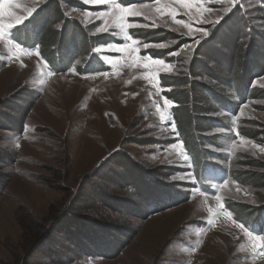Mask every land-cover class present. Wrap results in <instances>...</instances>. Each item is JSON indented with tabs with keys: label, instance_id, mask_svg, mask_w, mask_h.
<instances>
[{
	"label": "rangeland",
	"instance_id": "1",
	"mask_svg": "<svg viewBox=\"0 0 264 264\" xmlns=\"http://www.w3.org/2000/svg\"><path fill=\"white\" fill-rule=\"evenodd\" d=\"M136 1V5H156V0ZM11 2L21 4L20 8L12 9L21 17L27 16V9H37L36 14L47 11L52 2L57 4L62 17L52 20L50 30L65 33V28H69L66 24L78 23L87 36L96 37L95 50L99 49L97 52L108 62V70L82 75L79 71L83 60L77 59L72 62L71 71L54 73L38 49L20 45L17 51L18 42L7 44L0 39V99L33 92V102L23 122L24 131L0 129V264H264V249L253 250L250 238L237 227L240 223L234 217L238 214L235 209L241 206L254 222H259L260 211L264 213V151H261L264 98L248 99L237 113L222 111L223 116L230 115L229 137L225 138L226 142L212 140L203 146L213 153L211 157L222 154L221 158L214 156L212 162L232 172V178L215 181L224 172L219 168L209 179L205 178L215 192L205 193L196 187L197 179L176 127L174 107H165L170 88L162 86L160 81V76L166 74L194 78L191 76L194 62L203 59L201 55L208 53L211 45L219 47L220 44L212 42L232 35V30L240 33L243 28L245 54L254 55L257 51L254 46L264 42V0H198L202 9L194 7L190 16L183 15L185 9L176 0H161V4L171 5L181 13L177 20L189 23L194 29L208 30V42L202 41L198 46L195 40L200 39L199 33L195 38L189 37L186 35L189 29L175 23L169 15L154 13L151 19L129 18L134 25L129 35L141 49L138 55L133 54L137 56L135 61L133 56L108 47L130 43L124 40L120 30L98 34L100 28L106 27L103 18H99L109 10L106 4L91 0ZM226 9L230 11L226 13ZM234 16L237 20L232 21ZM218 18L223 19L216 26L214 22ZM2 19L5 23L15 22L7 16ZM44 28L47 29L40 18L22 27L32 36ZM214 28L217 30L212 35ZM63 37L61 42L65 41ZM254 38L259 41H252ZM89 49L84 56H88ZM153 51L166 54L160 57ZM146 56L163 59L171 66V72L164 73L160 65L145 68V63L150 64ZM209 61L213 67L219 66ZM157 71L161 73L156 77L159 83H154L149 74ZM48 72L52 74L47 75ZM214 72L223 71L217 67ZM200 79L222 96L232 94V88L219 85V81L208 80L206 76ZM163 82L171 84L165 77ZM253 86L264 93V74L256 77ZM171 87L175 86L171 84ZM1 111L11 114L5 108ZM161 111L166 120L160 119ZM224 133V129L212 128L207 134L214 137ZM181 152L187 156L186 160ZM117 154L134 157L143 174L162 173L148 175L149 180L159 184L157 189L170 187L184 193L188 201H180L147 219L106 206L91 192L90 182L99 184L102 194L115 202H136L134 188L114 182L119 178L110 170L120 172L115 161ZM240 170L257 175V180L241 184L233 173ZM155 190L150 188V193L155 194ZM217 196L221 199L217 200ZM163 199L149 201L147 206H159ZM220 204L224 205L223 209H219ZM228 204H233L235 212L228 209ZM140 210L146 213L142 207ZM69 219L83 220L85 226H95L94 222H98L107 227L136 229L137 233L115 258L80 257L69 252L71 246L66 234L82 236L79 229L70 227L73 220ZM100 225L99 231L105 229ZM103 233L106 232L103 230L99 235ZM124 239L119 234L109 247L114 251ZM52 242L57 244L55 251H61L58 257L45 255L46 249L53 247Z\"/></svg>",
	"mask_w": 264,
	"mask_h": 264
},
{
	"label": "trees",
	"instance_id": "2",
	"mask_svg": "<svg viewBox=\"0 0 264 264\" xmlns=\"http://www.w3.org/2000/svg\"><path fill=\"white\" fill-rule=\"evenodd\" d=\"M151 1L154 0H143L142 2ZM119 2L125 3V0H119ZM127 4H137V1L127 0ZM43 13L46 16H43ZM61 17L62 13L57 4L52 2L47 11L40 10L28 20L38 21L40 18L47 29L44 28L41 33L32 36V33L28 32L26 29L18 27L12 30L11 36L23 47L36 48L42 52L49 68L54 73L70 71L74 60L77 59L83 60L80 64L81 72L78 70L82 75L99 73L108 70L99 56L93 52V49L98 46L97 44H94L96 37L87 36L77 22V24L74 22H72L71 25L66 24L65 27L69 28H65V33H55L50 30L52 20H59ZM236 17L237 16H234L232 21L233 19L237 20ZM237 26L240 29L242 28L240 25ZM242 31L243 28L241 32ZM231 32L232 35H225V39L217 38V40H214L212 43H218L220 46L215 47L210 44V50H206L209 54L204 52L201 55L203 59L194 62L195 66L192 68L191 76L194 75L195 79L181 74H166L162 77L160 76L161 85L170 88V92L167 93V98L176 104L173 108V113L174 118L176 119V127L179 129L180 138L184 143L186 150L192 155L193 159H195L196 172L201 176L206 175L205 170L211 167L210 162L213 161L212 158L214 156L218 158L223 157L222 154L217 153L211 157V154L213 153H210L207 148L203 146L206 142L208 143L212 140L217 143L226 142L225 138L229 137L232 124L230 115L223 116L221 114L222 111L229 110L230 113H237L239 106L247 102L248 99L253 97L264 98L263 91L258 90L253 86L256 77H260L264 74V53L260 51V49L264 50V42L260 45L254 46L257 47V51H255L254 55L246 56L245 53L247 50L242 42L241 32L238 33V31L235 32L234 30ZM62 37L66 42H68L67 44L65 41L61 42ZM254 39H252V41H259V39ZM76 43H78V46H76ZM88 47L90 48L88 56H84ZM150 53L152 54V52ZM153 53L160 57H163L166 54L157 51H153ZM209 60L219 63V66L217 67L223 72H214L217 67H213ZM201 76H206V79L208 80L211 78L212 80L214 79L219 81V85H222L225 88H232V94L229 93V95L224 96L218 94L215 88L207 85L208 82L201 81L203 79L199 80V77ZM164 77L168 79L169 83L175 86L174 89L171 87V84L166 85L163 82ZM32 94L33 92L25 91L17 97L0 99V129L10 131L15 130L20 133L21 131H24L23 122L25 121L24 118L27 113L30 111L31 103L33 102ZM235 98H237V100ZM3 108L8 109L11 114L3 113L1 111ZM186 118L188 119L187 121ZM212 128L224 129L226 133L214 137L209 136L207 133ZM227 130L230 132H227ZM118 155L119 154L116 156ZM133 158L130 154H120L116 157L117 160H115L117 162L116 165L120 167V172L116 170L110 171L114 173L113 175L115 177L119 178L118 180H114V182L119 184V186H129L135 189L134 194L136 196V202H115L114 199L102 194V191L98 186L99 184L90 182L89 189L92 190L91 192L95 193L103 204L110 206L113 209L119 208L126 213L131 211L133 215H138L142 219H147L153 213L169 209L172 205H175L180 201H188V197H186L184 193L176 191V189H170V187L162 188L161 186L157 189L156 187H158L159 184L150 181L149 176H151V174L159 176L162 175V173L158 174L151 171V173L148 174L149 176L146 175L147 173L143 174L141 169L137 167L136 162L133 161L135 158ZM256 163L258 162H255V164ZM233 173L243 185L249 183L250 181L257 180V175H255V177L252 176V173H243L242 170L238 172L234 171ZM145 186L146 190L143 192L142 188ZM150 188L156 189L155 194L150 193ZM160 188H162V191H160ZM159 197L165 198L163 199L164 201L161 205L156 207L147 206L149 205V201L152 202L154 199ZM228 206L234 212L236 210L238 213L237 218L245 222L249 227L256 228L257 230L264 232V213H261L260 211V220L258 219L259 222H254L248 217V212L245 207L241 206L234 210L233 204H228ZM141 207L142 210H146V213L141 212ZM69 220H73V222H70V227L74 226L77 230L79 229L83 236L66 234L65 238L71 246L69 252L80 257L95 256L115 258L119 256L126 246L130 244L137 233L136 229L132 230L131 228H122V230L120 227H110L109 225V227H107L101 224L105 227L103 230L106 233L99 235L103 230L99 231L100 224L98 222H94L96 223L95 226L90 224L85 226L83 225V220ZM119 231H124V233H120ZM119 234L125 236V239L119 242L120 245L115 247L113 251L109 247V243L116 240V236ZM63 236H65V234ZM52 245L53 247L50 246L49 248L45 246V248H48L46 249L47 253L45 252V255L58 257V253L61 251H55L57 249V244L55 242H52ZM60 247L63 248L62 245ZM49 253H51V255ZM65 257L68 258L67 255H65Z\"/></svg>",
	"mask_w": 264,
	"mask_h": 264
},
{
	"label": "snow or ice",
	"instance_id": "3",
	"mask_svg": "<svg viewBox=\"0 0 264 264\" xmlns=\"http://www.w3.org/2000/svg\"><path fill=\"white\" fill-rule=\"evenodd\" d=\"M93 3H100V4H106L109 6V10L107 12H103L100 14L99 18H103L104 24L106 27H102L98 30V34H102L104 32H110L112 30L118 29L123 33L124 40L130 41V43L123 44V45H117V44H110L108 47L112 50H114L117 53H126L127 55L133 56V54H137L141 51L139 47H136L137 40L133 38V36L129 35V30L134 27L132 23L129 22V18H135V17H143L146 19H151L154 13H158L161 15H169L173 18L175 23L177 24H183L184 27L188 28L189 31L186 33L189 37L195 38L197 33H199L200 39H196L195 43L199 46V44L203 41L205 43L208 42V38L210 36V33L208 30L204 28H192L189 23L184 22L183 20H177L176 17L178 15H181L176 8L172 7L168 4H161V0H156V5L153 6L152 4H127V0H125V3H119L116 2V0H91ZM178 4H180L184 9L185 12L183 15L190 16L193 12V8L195 7L197 10L202 9V4L198 2V0H176ZM21 4L19 3H12L11 0H0V39H4L7 44H12L14 42V38L11 36V30L16 29L18 27H23L25 24V21L29 20L37 9L30 8L27 9V16L21 17L19 15H16L12 9L13 8H20ZM226 13L230 11V9L225 10ZM11 17L14 19V23L8 22L5 23L3 21V17ZM221 19L218 18L214 23L216 26H219L221 23ZM217 29H213L212 35H214L215 31ZM15 48L17 51L20 49V44H16ZM148 48V45H144V50ZM99 51V49H97ZM37 55H39V52H37ZM137 59V56H133V60L135 61ZM145 60L150 61L149 63H145L143 66L145 68L150 67V65H160L163 66V72L169 73L171 72V66L166 64V62L163 59H154L151 56H146ZM51 72H48L47 75H51ZM161 73L159 71L150 73V77L153 80L154 83H159L158 80H156V77L159 76ZM46 82L45 80H41V83ZM170 91V89H169ZM164 104L166 108H172L174 107V102L172 100H169L165 98ZM158 111L159 108H158ZM160 119L166 120L167 116L164 112H160ZM173 130H175V125L173 124ZM238 135V133H237ZM261 151H264V149H261ZM184 159H187V156H184L183 152L180 153ZM226 183V182H225ZM221 199L219 196H217V200ZM224 205L220 204L219 209H223ZM231 216V214H229ZM237 227L243 229L245 231V234L250 238V242L252 244V248L255 251L257 247H260L264 249V236L257 235L255 237L252 236V232H250L244 224H238Z\"/></svg>",
	"mask_w": 264,
	"mask_h": 264
},
{
	"label": "crops",
	"instance_id": "4",
	"mask_svg": "<svg viewBox=\"0 0 264 264\" xmlns=\"http://www.w3.org/2000/svg\"><path fill=\"white\" fill-rule=\"evenodd\" d=\"M150 217H154V216H153V215H151ZM150 217H149V218H150ZM152 219H153V218H152ZM157 226H159V225H157ZM160 228H162V227H160Z\"/></svg>",
	"mask_w": 264,
	"mask_h": 264
}]
</instances>
